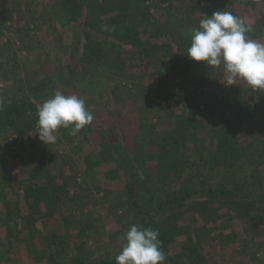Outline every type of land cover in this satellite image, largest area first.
Segmentation results:
<instances>
[{"label": "rangeland", "instance_id": "obj_1", "mask_svg": "<svg viewBox=\"0 0 264 264\" xmlns=\"http://www.w3.org/2000/svg\"><path fill=\"white\" fill-rule=\"evenodd\" d=\"M166 1L0 0V110L36 107L60 89L94 116L49 145L34 133L36 111L0 130V212L17 195L31 219L24 231L22 220H0V264L115 259L130 225L145 227L140 208L163 264H264V198L220 190L201 168L222 170L254 149L264 92L226 86L222 69L184 53L201 14L218 10L264 43V0ZM136 33L139 46L128 43ZM253 175L248 187L264 197V159Z\"/></svg>", "mask_w": 264, "mask_h": 264}, {"label": "clouds", "instance_id": "obj_2", "mask_svg": "<svg viewBox=\"0 0 264 264\" xmlns=\"http://www.w3.org/2000/svg\"><path fill=\"white\" fill-rule=\"evenodd\" d=\"M252 24L229 11L201 14L198 26L191 30L190 45L184 53L193 61L222 69L226 86L245 82L253 91L264 92V43L250 39ZM36 131L46 145L57 141V131L70 129L76 135L94 119L84 98L65 95L60 89L36 105ZM151 227L132 224L123 233L116 264H163L165 254Z\"/></svg>", "mask_w": 264, "mask_h": 264}, {"label": "trees", "instance_id": "obj_3", "mask_svg": "<svg viewBox=\"0 0 264 264\" xmlns=\"http://www.w3.org/2000/svg\"><path fill=\"white\" fill-rule=\"evenodd\" d=\"M166 0H164L165 2ZM161 3L162 0H159ZM167 2V1H166ZM105 8V3L98 6V11L103 10ZM106 13V12H105ZM147 13L148 9H147ZM98 18V15L96 16ZM95 17V19H96ZM157 21V19H156ZM160 31V30H159ZM153 37L157 38L159 36L158 34H155V31L151 34ZM140 37L137 35V33L133 36V38L128 39V43H130L133 46H139L140 44ZM11 99V98H10ZM13 99V98H12ZM36 111V107L33 104H28L26 106H17L15 104L9 105L2 110H0V130L5 128H12L15 124V121L13 119L14 115H17L18 117H22L25 115V113L28 111ZM259 140L256 141V145L253 150L249 151L244 155L240 160L236 161L235 163L226 166L224 169H217L215 166H205V164L201 167L204 171H208L207 178L210 180H215L216 184L221 186L219 188L220 190L225 189H236L242 191L246 197L252 196V197H259L264 198L258 194H255L253 191L249 189V185H252L254 175L253 171L259 162L264 159V134H260ZM121 166H123V162H119ZM184 170L186 172L185 174H192V167L189 166H181V171ZM184 174V175H185ZM182 175L181 177H183ZM249 189V190H248ZM196 192H206L205 188H202L200 190H196ZM16 197H13L14 204H11V201L6 199H2V208H4L5 213L0 212V220L2 222L1 227H5L6 224H9V222L14 223L17 227L22 222V228H24L22 231L25 230V228L30 224L31 219L28 218L26 214H28V211L26 212L23 210L21 200ZM151 197H149V201L151 200ZM187 197V196H186ZM15 198V199H14ZM173 198L166 200L165 202H162L158 206L157 212H159L164 204L170 203ZM264 201V200H263ZM30 208V207H29ZM16 210L17 213H14ZM27 210V209H26ZM13 211V212H12ZM140 213L144 214L145 219V228L151 227V214L145 212L144 208H140ZM16 214V215H15ZM17 219L22 222H19ZM14 240L18 241L20 238L15 234ZM161 242V250L165 253V247L163 245L162 238H158ZM100 264H116L115 259H105L100 262Z\"/></svg>", "mask_w": 264, "mask_h": 264}, {"label": "built area", "instance_id": "obj_4", "mask_svg": "<svg viewBox=\"0 0 264 264\" xmlns=\"http://www.w3.org/2000/svg\"><path fill=\"white\" fill-rule=\"evenodd\" d=\"M13 136H11L10 138H12Z\"/></svg>", "mask_w": 264, "mask_h": 264}]
</instances>
